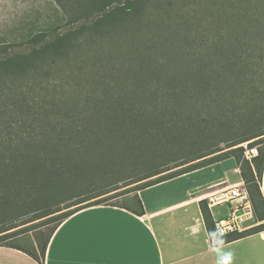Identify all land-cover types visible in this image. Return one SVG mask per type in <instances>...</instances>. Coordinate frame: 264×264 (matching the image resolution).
<instances>
[{"label": "trees", "instance_id": "trees-1", "mask_svg": "<svg viewBox=\"0 0 264 264\" xmlns=\"http://www.w3.org/2000/svg\"><path fill=\"white\" fill-rule=\"evenodd\" d=\"M160 1L52 0L55 6L45 24L34 22L27 26L19 36L9 41L4 39L0 41V86H6V94H10V91H13V87H15V83L9 82V80L14 79L20 82V85H18L20 88L23 85L26 86L24 91L19 90V92L14 93L18 96L7 95L10 103L24 107L23 114L11 119L5 118V114L0 117V148L8 143L23 141L11 149L13 152H18L17 156L12 159L10 157L0 159V207L4 206V203L10 198L22 206L18 209L23 213L32 212L28 219L19 224H13V221L6 222V224L0 222V245L20 249L37 262L42 263L47 243L56 227L76 211L101 204L103 200L97 198L83 205L77 206V204L118 189V186H116L83 200L73 199L75 192L68 190L69 185L71 183L75 185V182H78L81 177L78 170L81 168L83 161V158L74 160L69 154L78 153L83 156L89 143L94 142L91 141L94 136L97 137L95 139L99 143L107 144L106 142L109 140L111 133L110 124H120L125 129V132L120 133V138L130 137L133 143L130 144L129 140L126 143L130 144L129 148L132 150L138 147V149H141L146 139L153 144L154 151L151 152V157H155V152L165 154L167 149L171 148V158L156 166L150 163V171L125 184L128 185L146 179L140 186L135 188V191L232 157L240 170L241 179L251 199L254 216L260 223L249 231L219 237L216 244L264 231V198L259 185L264 169V146H261L264 143V86L261 87L254 83L256 81L254 76L257 75L254 71L259 70V66L264 65V55H259V57L247 55L245 57L241 53H234L224 57L221 63L211 65L213 62L209 60L210 54L207 57L209 63L205 62L206 58H203L204 61L201 62L200 57H196L197 50L189 49L186 52L187 56L184 62L188 73L183 77H180L176 71L181 65L179 61L171 67L165 64L166 60L159 62L156 66L154 62L156 60L151 61L153 59L146 55L148 63L138 61L137 64L132 62V59L136 57L130 55V65H127L122 72L119 71L114 74V78L101 76L102 67L92 66V69L89 68V70L97 73L101 79L98 86L116 91H105L101 97H99L100 94L92 92L90 96L85 98V103L88 105H79L80 108L76 110L70 109V106L63 110L59 106L62 93L50 98L35 93L34 88L37 82L39 81L42 85L43 82L40 81L42 75L47 73V69L55 68L57 62L70 63L71 61H78V59L87 55L88 50L91 48L90 43L101 44L107 37L117 33L120 34L121 31L126 29L142 31L143 26L140 27L139 24L147 8L150 5L158 4ZM260 51L264 54V48H260ZM195 71L198 72L197 75H195ZM226 72L227 74H225ZM120 74L123 75L120 76ZM223 76L228 78L229 81L233 80L232 83L229 82L230 86L228 85V88L225 89L223 88L226 85L219 81V78ZM72 81L65 80L62 83V80H60V83L67 85ZM46 85H50V83ZM131 89L150 91L152 95L158 94V92L170 94L182 92L184 94L191 93L194 96L210 94L209 100L241 102L250 110L251 121L256 125L248 134L230 140L223 147L215 142L206 147L203 146V148H195V145L191 144L189 149L194 147L192 154L179 156L178 150L173 147L177 144L175 137L185 135L187 129H203L199 125L202 117L198 114L184 117L179 115L167 117L166 115L164 118L156 119L158 114H163L164 109L163 107L158 109L155 107L146 112L145 116H148L147 119L150 125L143 129V122L140 120L141 115H144V113L132 107L133 101L131 98H125L121 94L122 91ZM228 89L231 91L229 96L226 91ZM16 97H21V99H16ZM92 97L100 98V107L98 105H94V108L90 107L89 101ZM201 97L205 99L204 96ZM165 101L170 102V100ZM166 102H159V105ZM175 103L180 106V102ZM153 104L157 105L158 102H153ZM169 105L173 104L170 103ZM36 106H39V108L32 109ZM0 110L6 113V110L2 107H0ZM43 117L45 119L43 121L44 125L40 121L43 120ZM96 117L101 119L99 127L96 129L99 134H93L92 127L88 124L90 119H96ZM46 118H50L52 121L48 122ZM224 118L225 115L221 113L216 116V119L222 123H224ZM64 126L78 129L79 140L72 142L70 139H66L64 137ZM121 126L119 128L123 129ZM47 135L48 138H43ZM243 142H247L249 148L254 147L256 154L247 158L244 154L245 148L240 145ZM172 144L174 145L172 146ZM170 162H173V164H169ZM153 167L156 168L152 170ZM8 180L12 181L11 185L14 189L13 191L9 189L6 192L11 197L4 192V189H6L4 184L7 183L8 185ZM55 190L67 191L63 198L54 202L56 206L66 200L67 204L65 206L50 209L43 207L41 210L39 207L32 208L31 201H29L32 194L35 195L36 192L41 193L43 197H50ZM20 194H22V197H20ZM103 204L120 206L139 215L143 213L142 204L137 194H134L131 205ZM199 207L207 233L212 238L215 235V229L206 201L200 200ZM38 219L41 220L36 222L37 224H29L30 226H25L26 228L24 227L21 230H11L18 225ZM49 222H54L55 226L41 243L38 239L32 242L31 248H24L18 243L1 244L2 241L17 237L20 233L23 234L31 228L40 227Z\"/></svg>", "mask_w": 264, "mask_h": 264}, {"label": "rangeland", "instance_id": "rangeland-1", "mask_svg": "<svg viewBox=\"0 0 264 264\" xmlns=\"http://www.w3.org/2000/svg\"><path fill=\"white\" fill-rule=\"evenodd\" d=\"M54 6L55 4L52 0H0V41L3 39L9 41L19 36L20 33L25 31L27 26L34 22L45 24V21L51 16ZM139 26H143L140 32L136 29H126L121 31L120 34L117 33L107 37L101 44L90 43L91 48L88 50L87 55L78 59V61H71L70 63L57 62L55 68L47 69V73L42 75L40 79L43 82L42 85L39 81L37 82L34 88L35 93L37 95H46L49 98L62 93V100H60L59 106L63 110H66L67 106L76 110L80 108L79 105H88L85 103V98L90 96L92 92L100 94L99 97H101L105 91H116L98 86L101 79L97 73L89 70V68L92 69V66L102 67L101 76L114 78V74L119 71L122 72L127 65H130V55L136 57L132 59L133 64H137L138 61L148 63L146 56H149L153 59L151 61L156 60L154 61L156 66L159 62L166 60L165 64L171 67V65L179 61L181 65L176 71L180 77H183L188 73L184 62L187 56L186 52L189 49L197 50L196 57L199 56L201 62L204 61L203 58H206L205 62L209 63L207 57L210 54L209 60L213 62L211 65L221 63L224 57L234 53H241L245 57L247 55L250 57H253V55L258 57L259 55H264L260 51V48H264V0H161L158 4L150 5L147 8ZM263 67L264 65H261L259 70L254 71L257 73L254 76L256 80L254 83L261 87L264 86ZM197 73L195 71V75ZM60 80H62V83L65 80L74 81L66 85L60 83ZM219 81L227 86L223 88L225 89L228 88V85L230 86L229 82L232 83L233 80L229 81L228 78L223 76L219 78ZM9 82L15 83V87H13V91H10V94H6V86H0V107L6 110V113L0 110V117L5 114V118L11 119L23 114L24 107L10 103L7 95L18 96L14 93L16 91L19 92V90L24 91L26 86L23 85L20 88L18 86L20 82L14 79L9 80ZM49 83L50 85H46ZM226 91L229 96L231 91L229 89ZM121 94L125 98H131L133 101L132 107L144 113V115H141L140 120L143 122V129L150 125L147 119L148 116H145L146 112L155 107L157 109L163 107L164 109L162 111L163 114H158L156 119L164 118L166 115L167 117H172V115L184 117L191 114H198L203 118L199 121V125L203 129H187L185 130V135L175 137L177 144H172V146L174 145L175 150H178L179 156L191 155L194 147L203 148V146L214 144L213 142L223 147L230 140L237 139L243 134H248L256 125L251 121L250 110L246 105L241 102H229L227 100H209L210 94L194 96L191 93L175 92L170 94L158 92V94L152 95L150 91L142 89L125 90ZM201 96H204L205 99ZM16 99L20 100L21 97H16ZM99 99L92 97L89 101L90 107L94 108V105L100 107L101 102H99ZM165 100H170V102ZM177 101L180 102V106L175 103ZM153 102H158V104L155 105ZM159 102L166 103L159 105ZM170 103L173 105H169ZM37 108L39 106L32 109ZM219 113L225 115L224 123L216 119ZM98 118L88 121L94 132L93 134H99L96 129L99 127L101 119ZM44 120V117L43 120H40L43 125ZM46 120L48 122L52 121L50 118H46ZM119 126L121 125L110 124L111 133L109 140L106 142L107 144L99 143L95 139L97 137L94 136L93 140L91 138V141L94 142L89 143L83 156L78 153L69 154L74 160L83 158L82 166L78 170L81 177L78 182H75V185L71 183L68 189L70 192H75L73 199L83 200L98 192L118 186V189L84 201L77 204V206L97 198L103 200L101 204L131 205L133 196L137 192L135 188L140 186L146 179L128 185L125 184L150 171V163L156 166L171 158V148L167 149L165 154L155 152V157H151V152L154 151L153 144L146 138V140L143 139L145 143L141 149H138L139 147L135 150L130 149L129 146L133 141L126 136L123 139L120 138L125 129L121 126L123 130ZM177 127L178 125L176 129ZM63 129L65 130L64 137L66 139L68 138L72 142L79 140L78 129L70 126H64ZM43 138H48V135ZM128 140L130 144L126 143ZM22 142L16 141L1 147L0 159H5L6 157L12 159L17 156L18 152H13L11 149ZM191 144L195 146L189 149ZM240 145L245 148L244 154L246 157L250 158L256 154V149L254 147L249 148L247 142H243ZM261 146H264V143ZM169 164H173V162ZM154 168L156 167H153L152 170ZM229 175L235 177L233 172ZM118 179L119 181H117ZM239 180L240 178L234 180V182ZM8 181V185L7 183L4 184L6 188L4 192L11 197L6 192L9 189L12 191L14 189L13 185H11L12 181ZM66 193V190L61 192L60 190H55L47 198L43 197L41 193L35 192V195L32 194L29 197V201H31L30 204H32L33 209L37 207L40 210L43 207L46 209L63 207L67 204L66 200L56 206L54 202L63 198ZM76 194L79 195L77 196ZM20 197H22V194H20ZM19 207L21 208L22 206L9 198L4 203V206L0 207V222H5L6 224V222L13 221V224H19L31 216V211L23 213L18 209ZM40 220L18 225L11 230H21L25 226H30L29 224L40 222ZM54 226V222H49L40 227L31 228L23 234L20 233L17 237L2 241L1 244L18 243L24 248H31L32 242L38 239L41 243Z\"/></svg>", "mask_w": 264, "mask_h": 264}, {"label": "crops", "instance_id": "crops-1", "mask_svg": "<svg viewBox=\"0 0 264 264\" xmlns=\"http://www.w3.org/2000/svg\"><path fill=\"white\" fill-rule=\"evenodd\" d=\"M238 178L229 157L137 190L140 215L110 204L85 207L56 227L42 263L0 245V264H264V231L216 244L205 228L199 201ZM259 185L264 198V169Z\"/></svg>", "mask_w": 264, "mask_h": 264}, {"label": "built area", "instance_id": "built-area-1", "mask_svg": "<svg viewBox=\"0 0 264 264\" xmlns=\"http://www.w3.org/2000/svg\"><path fill=\"white\" fill-rule=\"evenodd\" d=\"M205 201L214 223L215 235L211 238L214 243L219 237L249 231L260 223L254 216L252 202L242 180L208 193ZM214 209L220 212L214 213Z\"/></svg>", "mask_w": 264, "mask_h": 264}]
</instances>
